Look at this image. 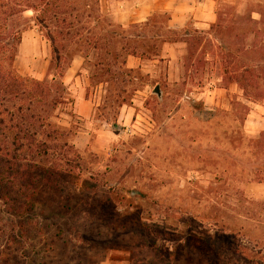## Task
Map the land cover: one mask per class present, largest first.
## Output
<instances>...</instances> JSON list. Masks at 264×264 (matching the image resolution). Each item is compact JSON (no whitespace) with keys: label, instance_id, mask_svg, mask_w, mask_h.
Returning <instances> with one entry per match:
<instances>
[{"label":"rangeland","instance_id":"1","mask_svg":"<svg viewBox=\"0 0 264 264\" xmlns=\"http://www.w3.org/2000/svg\"><path fill=\"white\" fill-rule=\"evenodd\" d=\"M94 10L101 19L92 33L110 42L109 53L74 58V83L67 73L62 81L69 103L52 113L71 132L81 169L56 179L13 223L0 208V264H264V182L253 177L264 149L250 145L264 144V100L248 102L223 81L218 49L230 40L241 47L240 17L260 20L264 0H100ZM210 10L215 20L204 26ZM39 19L32 11L14 19L22 41L13 68L51 84L60 80ZM216 23L223 34L208 37L204 66L187 68L185 31ZM112 25L122 27L119 39L105 37ZM239 104L249 113H237Z\"/></svg>","mask_w":264,"mask_h":264},{"label":"trees","instance_id":"2","mask_svg":"<svg viewBox=\"0 0 264 264\" xmlns=\"http://www.w3.org/2000/svg\"><path fill=\"white\" fill-rule=\"evenodd\" d=\"M99 4L100 0H0V208L12 223L32 209L34 198L48 194L56 179L81 169L80 152L67 140L71 132L53 124L52 113L69 103L70 95L62 81L74 58L92 55V50L109 53L110 42L92 33V19L96 23L101 19L95 16L94 10ZM29 11L40 15L37 27L52 44L51 71H55L60 81L48 84L24 78L13 68L22 41L21 31L15 30L13 22ZM253 13L250 11L240 17L241 47L230 40L218 49H221L223 81L227 85L236 84L244 92L246 101L258 103L264 100V40L260 44L250 41L253 36L264 37V12H258V21L253 20ZM218 20L221 21V16ZM121 29L112 25L105 37L119 39ZM222 29L216 23L209 32L185 31L180 42L188 46L187 68L191 63L197 68L204 66L214 49L208 37L217 30L222 35ZM226 29L228 32L237 30L236 27ZM148 42L154 43L151 49L155 50L156 42L152 39ZM131 56L137 57L136 54ZM126 64L124 60L122 65ZM237 107V113L250 111L242 104ZM250 145L259 153L264 149V144L258 141H251ZM253 177L263 183L264 166Z\"/></svg>","mask_w":264,"mask_h":264},{"label":"crops","instance_id":"3","mask_svg":"<svg viewBox=\"0 0 264 264\" xmlns=\"http://www.w3.org/2000/svg\"><path fill=\"white\" fill-rule=\"evenodd\" d=\"M198 5H202V4L199 2ZM200 10H201V8L197 9V11H200ZM210 13H211V10H210V12L207 15H205L204 12L201 13V15H202L201 18H202V20L204 22V23H202V25L207 26V25H209L210 23H212L215 20L214 14L211 15ZM75 69H76V71L79 70L78 66H75V61H74L72 63L71 68L68 70L66 77L64 78V82L66 84L67 83H70V84L74 83L71 73H73V71H75ZM76 71L74 73H76ZM72 87H74V86H72ZM76 107L79 108V115H81L84 119H89L90 118V116L92 114V109H91V107L89 106V104L87 102H82V101L79 100V102H77V104H76Z\"/></svg>","mask_w":264,"mask_h":264},{"label":"water","instance_id":"4","mask_svg":"<svg viewBox=\"0 0 264 264\" xmlns=\"http://www.w3.org/2000/svg\"><path fill=\"white\" fill-rule=\"evenodd\" d=\"M154 94H156L158 97H161L160 91L158 88L154 91Z\"/></svg>","mask_w":264,"mask_h":264}]
</instances>
